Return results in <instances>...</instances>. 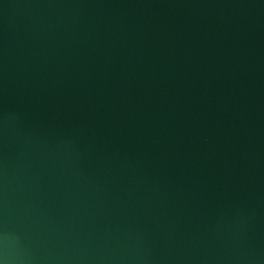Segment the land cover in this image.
<instances>
[{
  "label": "water",
  "instance_id": "obj_1",
  "mask_svg": "<svg viewBox=\"0 0 264 264\" xmlns=\"http://www.w3.org/2000/svg\"><path fill=\"white\" fill-rule=\"evenodd\" d=\"M4 264H264V0H0Z\"/></svg>",
  "mask_w": 264,
  "mask_h": 264
},
{
  "label": "clouds",
  "instance_id": "obj_2",
  "mask_svg": "<svg viewBox=\"0 0 264 264\" xmlns=\"http://www.w3.org/2000/svg\"><path fill=\"white\" fill-rule=\"evenodd\" d=\"M0 264H4V261L0 260Z\"/></svg>",
  "mask_w": 264,
  "mask_h": 264
}]
</instances>
